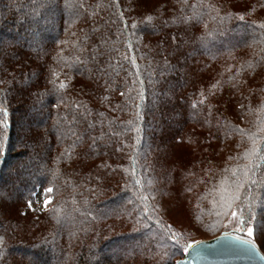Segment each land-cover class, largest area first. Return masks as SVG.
<instances>
[{"label": "trees", "instance_id": "trees-1", "mask_svg": "<svg viewBox=\"0 0 264 264\" xmlns=\"http://www.w3.org/2000/svg\"><path fill=\"white\" fill-rule=\"evenodd\" d=\"M4 108L0 264H174L171 195L264 236V0H0Z\"/></svg>", "mask_w": 264, "mask_h": 264}, {"label": "rangeland", "instance_id": "rangeland-1", "mask_svg": "<svg viewBox=\"0 0 264 264\" xmlns=\"http://www.w3.org/2000/svg\"><path fill=\"white\" fill-rule=\"evenodd\" d=\"M36 116H30L29 121L36 120ZM26 125H24L25 127ZM20 128L22 126H19ZM187 148L183 144H178L175 147L174 154L164 155L165 159L163 164L167 166H172L173 163L177 160L176 157L179 156L180 152L185 151ZM173 155V156H172ZM27 171V170H26ZM24 174H21L20 177H23ZM36 175V174H35ZM33 175L27 176L28 179L32 178ZM163 181H166V179H162ZM15 188H18L17 186ZM18 191H21L22 189H17ZM200 188L196 191L199 193ZM178 192V189H177ZM37 196L41 194L39 197H34V205L35 211L41 212L44 211L45 208L42 205V199H43V189L38 188L35 192ZM171 197L173 200H170ZM159 198H161L159 196ZM163 208H166L168 216L171 218L172 221L176 222V224L180 226H186V229H178L183 235L186 236V238L190 239L189 244L196 240H205L210 239L218 235V233L222 232H228L233 235L243 237L250 239L246 235V227L244 229V232H237L235 231L236 225L232 223V217L231 212H225L220 221L216 220L217 214H212L211 211L206 210L205 213L197 212V209L195 210L194 215L192 216L190 210H187L189 207L188 204L180 198H177L176 195L170 196L169 198H164L163 201ZM234 211H236L234 209ZM192 216V217H191ZM214 217V218H213ZM219 225V228L216 229V226ZM248 226L252 225L248 222ZM254 231L256 229H253ZM252 239V238H251ZM253 242L258 246V243L261 245L260 251L264 254V236L260 235V240L257 243L253 240ZM188 244V245H189ZM38 253V251H36ZM36 252L32 253L33 261L35 264H52L53 259L50 252L46 253H39ZM182 257H178L177 259H180ZM176 259V260H177ZM175 260V261H176Z\"/></svg>", "mask_w": 264, "mask_h": 264}, {"label": "water", "instance_id": "water-1", "mask_svg": "<svg viewBox=\"0 0 264 264\" xmlns=\"http://www.w3.org/2000/svg\"><path fill=\"white\" fill-rule=\"evenodd\" d=\"M237 237L222 232L210 239L193 241L183 257L177 260L181 264H264V254L258 246L253 242L250 247L242 243L247 238Z\"/></svg>", "mask_w": 264, "mask_h": 264}, {"label": "snow or ice", "instance_id": "snow-or-ice-1", "mask_svg": "<svg viewBox=\"0 0 264 264\" xmlns=\"http://www.w3.org/2000/svg\"><path fill=\"white\" fill-rule=\"evenodd\" d=\"M239 19L243 20L244 19V16H240ZM61 87H63V84H61ZM55 106V105H54ZM0 111H3V114L5 116H7V109L4 108V109H0ZM137 116H139V113H137ZM0 124H3V121H0ZM3 152V148L0 147V153ZM262 159H264V157H262ZM54 178H55V174H53ZM56 191V189L54 187H45L43 189V199H42V205L45 209L48 208V206L50 204L53 203V196L52 194ZM41 194H39L40 196ZM37 196L35 193H32L27 201V208L29 210H32V211H35V208L33 207L34 205V197H39ZM238 199L237 196L233 197H225L224 198V207H227V209H232V206H233V203L231 204V207H228L229 203H231L232 200H236ZM0 211L2 212H9L10 210L6 207L4 208H0ZM17 212V214L19 216H26L27 213L26 212H20L19 209H16L15 210ZM243 216H244V213L241 212L239 215H237V212L236 211H231V217L233 218L232 219V223H234L236 225V229L235 231L237 232H241L243 233L244 232V229L246 227V235L247 237H249L250 239H246V240H243L242 243L244 244H247L248 246H253V238L254 237V230H253V227L251 226H248V222L243 219ZM151 218V217H149ZM159 223V226L160 228L163 230L164 232V237L166 239H171V241L173 242V244L176 246L177 249H180L182 247L181 243H180V240H181V237L179 235V233H174L173 232V225L172 224H165L163 220H160L158 221ZM237 239H240V237L238 236ZM191 247V245H188V247L184 248V251H188V249ZM170 264V262H169ZM176 264H181V261L177 260L176 261Z\"/></svg>", "mask_w": 264, "mask_h": 264}]
</instances>
